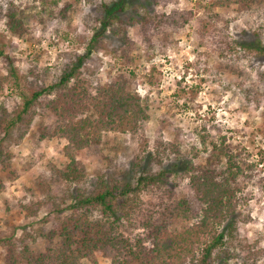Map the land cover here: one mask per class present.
<instances>
[{"label":"rangeland","instance_id":"374dc122","mask_svg":"<svg viewBox=\"0 0 264 264\" xmlns=\"http://www.w3.org/2000/svg\"><path fill=\"white\" fill-rule=\"evenodd\" d=\"M9 1L0 0V122L21 106L22 95L56 82L88 48L80 79L94 89L124 78L146 101L148 117L136 134H104L77 155L82 177L71 185H62L57 173L67 164L66 141L39 137L38 105L28 124L0 129V264H10L9 250L20 258L43 253L50 239L57 241L70 200L91 193L99 180L123 185L141 173L169 170L165 189L140 193L129 216L117 212L118 230L130 238L143 234V222L165 206L184 200L197 213L188 181L191 166L205 160L201 136H224L254 166L231 216L232 237L213 252V264H264V54L241 47L256 39L264 45V1L211 8L214 0H126L119 20L100 34L102 4L114 0H59L52 17H25L20 36L4 25ZM111 256L95 251L78 264H112Z\"/></svg>","mask_w":264,"mask_h":264},{"label":"trees","instance_id":"16d2710c","mask_svg":"<svg viewBox=\"0 0 264 264\" xmlns=\"http://www.w3.org/2000/svg\"><path fill=\"white\" fill-rule=\"evenodd\" d=\"M232 1L254 8L264 0ZM58 2L31 0V4L22 7L10 0L3 11L6 30L22 35L27 31L25 17L32 19L38 14L41 18H50ZM230 2L214 0L210 7ZM125 6L126 0L102 4L104 16L100 21V34L112 20H119L118 14ZM67 8L68 5L64 9ZM205 26L202 23L203 29ZM100 34L94 35L92 41ZM226 45L224 49L230 48L228 43ZM241 47L264 54L260 39ZM89 52L88 48L56 82L32 91L29 96L22 95L21 106L0 122V129L9 132L12 127L28 124L35 115V105L40 107L44 123L39 127V137L66 141L62 152L67 164L64 170H57L62 185H71L82 177L76 166L77 155L99 144L104 134H136L148 117L146 101L127 89L124 78L115 77L109 84L94 89L80 79L79 69ZM40 97H44L42 103ZM200 139L205 160L203 164L191 166L188 181L199 205L197 213H192L184 200L177 206H165L143 222V234L130 238L118 230L121 218L117 212L129 216L135 213L133 207L140 193L165 189L169 170L141 173L131 183L123 185L99 180L91 193H77L70 200L67 214L57 230V241L50 239L43 253L33 257L22 254L20 258V254L9 250L7 262L16 264L21 259L26 264H78L81 258L95 251L109 250L112 264H213V252L232 237L235 226L231 216L238 204L241 184L252 180L254 166L243 160L239 152H232L224 136L209 140L201 136ZM97 210L100 216L95 214Z\"/></svg>","mask_w":264,"mask_h":264}]
</instances>
